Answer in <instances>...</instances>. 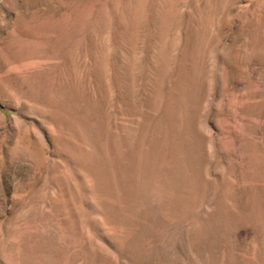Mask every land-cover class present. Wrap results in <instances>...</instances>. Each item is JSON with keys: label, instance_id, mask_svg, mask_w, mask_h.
Instances as JSON below:
<instances>
[{"label": "rangeland", "instance_id": "1", "mask_svg": "<svg viewBox=\"0 0 264 264\" xmlns=\"http://www.w3.org/2000/svg\"><path fill=\"white\" fill-rule=\"evenodd\" d=\"M0 264H264V0H0Z\"/></svg>", "mask_w": 264, "mask_h": 264}, {"label": "bare ground", "instance_id": "2", "mask_svg": "<svg viewBox=\"0 0 264 264\" xmlns=\"http://www.w3.org/2000/svg\"><path fill=\"white\" fill-rule=\"evenodd\" d=\"M12 47L13 46H8V47L5 48L6 54H8V56L12 53Z\"/></svg>", "mask_w": 264, "mask_h": 264}]
</instances>
